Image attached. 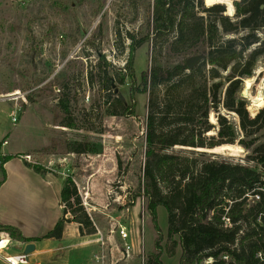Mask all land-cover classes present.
Instances as JSON below:
<instances>
[{
	"label": "rangeland",
	"instance_id": "obj_1",
	"mask_svg": "<svg viewBox=\"0 0 264 264\" xmlns=\"http://www.w3.org/2000/svg\"><path fill=\"white\" fill-rule=\"evenodd\" d=\"M239 1L213 0L211 5L225 4V15L236 22L240 16L235 2ZM211 5L205 0V7ZM153 10L154 0H0V148L33 153L44 167L48 166V152L66 155L63 164L55 162L51 168L56 175L64 179L71 176L76 182L95 225L107 231L98 237L102 241H97L98 254H109L112 258L107 260L117 264L126 260L122 258L124 242L118 234L122 226L133 231L146 261L157 251V232L148 201L139 189L151 98L150 90H142L143 74L155 67L173 68L200 56L196 67L207 51L202 43L173 46L174 36L155 38L149 28ZM199 15L207 21L214 17L201 10ZM148 34L152 40L136 48L132 77L126 70L131 38L140 41ZM205 68L208 71L210 67ZM106 74L113 79L112 87L106 85ZM226 74L221 72L222 77ZM165 90L166 86L157 89L159 101ZM239 95L252 116L264 108V57L251 75L243 77ZM120 96L125 99V107L135 109L134 115L130 110L122 113L124 108L116 106ZM16 105L21 109L14 123L12 111ZM250 105L259 109L252 112ZM109 110L122 114L114 115ZM211 120L216 121L214 114ZM5 140L8 144H3ZM77 142L89 143L92 151L71 152ZM34 149L39 150L34 153ZM169 152L243 164L264 175V165L252 161L251 150L238 143L194 153L177 146ZM84 186L92 188L91 192ZM158 224L164 235L161 260L179 264L181 247L174 257L168 256V215L164 207L158 209ZM4 238L12 239L1 232L0 240ZM129 259L131 264H140L137 254Z\"/></svg>",
	"mask_w": 264,
	"mask_h": 264
},
{
	"label": "trees",
	"instance_id": "obj_2",
	"mask_svg": "<svg viewBox=\"0 0 264 264\" xmlns=\"http://www.w3.org/2000/svg\"><path fill=\"white\" fill-rule=\"evenodd\" d=\"M225 6L217 3L205 7V0H154L149 28L155 38L174 36L173 46L194 41L205 45L207 51L204 61L196 67L189 68L187 60L173 68L155 67L143 74L142 90H150L151 98L139 189L148 201L157 232V251L149 255L147 264H164L159 207H164L168 215V256L174 257L177 248L182 249L179 264H206L208 258L214 259L212 264H225L222 255H229L231 264H264L262 171L169 152L177 146L194 153L238 143L251 150L252 161L264 165V108L252 116L239 95L243 77L251 75L264 57V0L235 2L240 16L236 22L225 15ZM200 10L214 17L207 21L199 15ZM131 39L126 70L134 77L136 48L152 38L148 34L140 41ZM206 66L210 67L208 71ZM221 72L227 73L225 77ZM105 80L112 87V77L106 74ZM160 86H166L162 101L156 97ZM116 102V106L124 108L122 113L130 110L135 114L133 107H125L124 97H118ZM258 109L250 105L252 112ZM212 114L216 121L211 120ZM90 148L89 143L77 142L71 152L84 154L91 152ZM15 157L2 156L1 165ZM3 172L0 187L7 178ZM61 201L64 215L44 238L61 240L66 222L80 224L82 234L98 232L71 176L64 179ZM227 218L231 226H227ZM1 232L22 243L36 240L24 237L19 228L11 225L0 224Z\"/></svg>",
	"mask_w": 264,
	"mask_h": 264
},
{
	"label": "crops",
	"instance_id": "obj_3",
	"mask_svg": "<svg viewBox=\"0 0 264 264\" xmlns=\"http://www.w3.org/2000/svg\"><path fill=\"white\" fill-rule=\"evenodd\" d=\"M38 150L34 149V153ZM48 153V166L44 167L33 153L11 152L0 148V160L2 156H16L3 166L0 164V181L3 179V171L7 175L0 187V224L17 227L24 237L36 239L27 243L8 239L10 245L0 252V264H8L6 256L24 252L29 244L34 245V250L28 254L24 264H95L94 256L99 253L100 248L97 244L100 239L98 237L107 232L104 226L102 229L96 223L98 232L86 235L81 233L80 224L66 222L61 240L44 238L64 215L61 201L64 178L56 175L51 166L55 162L63 164L67 157ZM27 155L31 156V160L26 159ZM84 190H89L90 193L92 188L84 186ZM109 225L111 226V222ZM113 236L114 234L110 235L112 238ZM132 242L137 252L140 248L139 240L132 236ZM131 263L132 260L129 259L120 264Z\"/></svg>",
	"mask_w": 264,
	"mask_h": 264
},
{
	"label": "built area",
	"instance_id": "obj_4",
	"mask_svg": "<svg viewBox=\"0 0 264 264\" xmlns=\"http://www.w3.org/2000/svg\"><path fill=\"white\" fill-rule=\"evenodd\" d=\"M20 109H21V107L16 105V107L12 111V120L14 123H17V121H18V118L20 116ZM7 143H8L7 140H5L3 142V144H7ZM26 159L30 160L31 156L27 155ZM0 164H1V160H0ZM260 190L264 192V188H260ZM255 199L259 200L260 196L256 195ZM225 220H226L227 226H231L230 220L228 218ZM118 234H119L121 240L124 242V247L122 250V258L127 260L130 257L137 254V256L140 260V264H147L146 255H145L143 249L139 248L137 252L135 251V248H134V245L132 242V233L126 227L122 226L119 229ZM2 241H3V239L0 242H2ZM98 242L99 243L101 242V244H102V241H98ZM9 245H10V241L8 239H6L5 245L0 247V252L2 250L6 249ZM110 254H112V252ZM27 258H28V254H25L24 252H22L20 254L14 255V256H6L5 261L8 264H24L27 262ZM107 258H112V257L109 254L102 252L101 254H96L94 256V262H95V264H117V261L109 262L107 260ZM222 260L225 261V264H231V262H232V258L229 255H222ZM213 262H214L213 258H208L205 261L206 264H212Z\"/></svg>",
	"mask_w": 264,
	"mask_h": 264
},
{
	"label": "water",
	"instance_id": "obj_5",
	"mask_svg": "<svg viewBox=\"0 0 264 264\" xmlns=\"http://www.w3.org/2000/svg\"><path fill=\"white\" fill-rule=\"evenodd\" d=\"M200 56H197V57H194V58H190L188 61H187V64L189 66V68H193L195 63L200 60ZM117 92V91H116ZM34 250V245L33 244H29L26 246L25 248V254H30L32 251Z\"/></svg>",
	"mask_w": 264,
	"mask_h": 264
},
{
	"label": "bare ground",
	"instance_id": "obj_6",
	"mask_svg": "<svg viewBox=\"0 0 264 264\" xmlns=\"http://www.w3.org/2000/svg\"><path fill=\"white\" fill-rule=\"evenodd\" d=\"M206 3H207L208 5H211V4H213V0H206ZM245 83H246V82H245ZM246 90H247V89H246ZM0 241H1V240H0ZM5 243H6V239L4 238L3 241L0 242V247L4 246Z\"/></svg>",
	"mask_w": 264,
	"mask_h": 264
}]
</instances>
